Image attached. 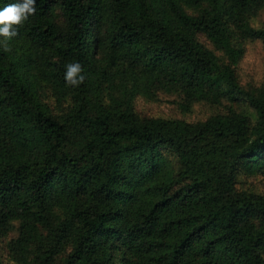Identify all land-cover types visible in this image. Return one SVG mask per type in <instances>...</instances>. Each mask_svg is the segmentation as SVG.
<instances>
[{
  "label": "trees",
  "instance_id": "obj_1",
  "mask_svg": "<svg viewBox=\"0 0 264 264\" xmlns=\"http://www.w3.org/2000/svg\"><path fill=\"white\" fill-rule=\"evenodd\" d=\"M263 9L36 0L0 43V241L15 263L264 264V85L237 74L245 43L264 47ZM138 97L207 112L144 116Z\"/></svg>",
  "mask_w": 264,
  "mask_h": 264
},
{
  "label": "rangeland",
  "instance_id": "obj_2",
  "mask_svg": "<svg viewBox=\"0 0 264 264\" xmlns=\"http://www.w3.org/2000/svg\"><path fill=\"white\" fill-rule=\"evenodd\" d=\"M264 22V9L258 13L255 19V25L260 26ZM237 74L239 82L246 88H258L264 85V47L259 42H246L245 54L237 65ZM46 102L54 105V100L50 93L45 94ZM202 105L195 108L192 114H182L180 109L177 108L173 99L170 97H161L158 101H150L144 97H138L135 100V109L137 112L144 116L161 115L175 118H187L195 120L203 118L206 109ZM17 233H12L11 237H16ZM16 239V238H15ZM1 251L3 253L4 264H17L13 261L10 252L6 249V242L0 241Z\"/></svg>",
  "mask_w": 264,
  "mask_h": 264
},
{
  "label": "clouds",
  "instance_id": "obj_3",
  "mask_svg": "<svg viewBox=\"0 0 264 264\" xmlns=\"http://www.w3.org/2000/svg\"><path fill=\"white\" fill-rule=\"evenodd\" d=\"M36 12V0H16L0 9V37L4 40L0 43L7 44V41L19 35V28L28 20L29 16ZM5 51H10L5 47ZM86 79L83 66L79 62L66 65L65 80L70 86L78 87Z\"/></svg>",
  "mask_w": 264,
  "mask_h": 264
}]
</instances>
